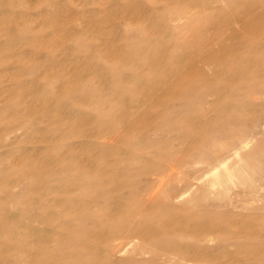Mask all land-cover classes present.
I'll return each instance as SVG.
<instances>
[{
  "label": "rangeland",
  "instance_id": "1",
  "mask_svg": "<svg viewBox=\"0 0 264 264\" xmlns=\"http://www.w3.org/2000/svg\"><path fill=\"white\" fill-rule=\"evenodd\" d=\"M189 1L0 0V264H23L65 200L99 193L102 212L71 221L91 229L85 254L152 264L140 247L157 235V249L199 248L177 264H264V24L236 25L260 32L210 61L194 34L210 0ZM211 2L216 25L242 14ZM81 176L93 183L69 194Z\"/></svg>",
  "mask_w": 264,
  "mask_h": 264
},
{
  "label": "bare ground",
  "instance_id": "2",
  "mask_svg": "<svg viewBox=\"0 0 264 264\" xmlns=\"http://www.w3.org/2000/svg\"><path fill=\"white\" fill-rule=\"evenodd\" d=\"M190 1H192V0H190ZM197 1L198 0H196V2ZM211 1L212 0H210L209 3H207V4H203L204 8L199 12L200 13L199 16L202 14V17L204 20L202 22H203V25H205V27H204L205 31L204 32L202 31L204 28L202 30L196 29V33H194L196 35H201L202 33L207 34L205 43L203 45L204 49H202V54H203V56H208L210 61L219 60V59H221V54H226V53L221 51V48L223 46H225L226 43H230V38H229L230 36L231 37L237 36L239 38L241 36H243V37H245V40H248L251 37L259 34L260 31L256 30L257 28L254 29L255 27H253V29H251V30L246 29L247 27H249L248 24H250L253 20H255V22L259 21V22H262L261 24H264V0H226V2L228 1L230 3V5L232 4L231 9L234 7H237L238 10L240 8H243V10H242V14H240L239 13L240 11H239L233 15H230L228 18L226 15V19L225 20L223 19L224 23L222 25H216V19L219 17V15L225 14V12L223 9H221V7H212ZM193 2L194 1H192V3ZM215 3H216V1L214 2L213 5H215ZM220 3H222V2H220ZM167 4H169V3H167ZM173 4H176V3H173ZM178 4H180V3H178ZM180 5H182V4H180ZM190 5H192V4H190ZM222 5H220V6H222ZM225 5H227V4H225ZM184 7H186V6H184ZM237 8H236V11H237ZM186 9H187V7H186ZM174 10H176L175 15H178V17L175 16V17H177V20L181 21L183 19L182 21L185 20V22L190 20V18H191V17H189V14L191 12L190 10H189L190 12L186 13V14H183L184 8L182 9L181 7H177ZM191 10L193 12V9H191ZM197 15L196 14L191 15L192 16L191 20L193 18H196ZM172 18H173V16H172ZM145 22H146V20H145ZM167 22H168V20H167ZM197 22H199V21H197ZM197 22H194V23H196V25H197ZM236 25L237 26L243 25L246 28H244V27H242V29L236 28ZM194 27H196V26H194ZM177 28H179V27L177 26ZM211 28H213L212 32H210ZM243 28L246 30H244ZM260 30H262V29H260ZM192 31H193V29L190 32H192ZM237 37H236V39H237ZM187 38H189V37H187ZM187 38H185V39H187ZM240 40L242 41V39H240ZM263 40H264V37H263ZM180 42H181V40H180ZM234 42H235V40H234ZM184 43H186V41ZM236 43H239V41ZM236 43H235V45H236ZM241 45H243V44L241 43ZM182 46H183V44H182ZM238 46H239V44H238ZM226 47H225V49H222V50L225 51V50L229 49V48L226 49ZM234 47H236V46H234ZM261 48H262V45L258 44V45H256L255 50L261 49ZM193 49L194 48H192V50ZM232 50L233 49L231 46V51L227 52V53L235 54L234 52H232ZM198 52L199 51H195L191 55L196 54ZM177 54L178 53L176 52V56H178ZM179 55H180V53H179ZM119 57H120V55H119ZM231 57H232V55H231ZM113 58L118 59L117 56H114ZM177 60H179V59H177ZM113 61H115V60H113ZM182 61H181V63H183ZM118 62L125 63L126 61H120V59H119ZM127 62H129V61H127ZM131 64H133V63H131ZM157 64H154V63L149 64L151 66L150 68H152V71H156L155 69H157L159 66L161 67V65H159L158 67L156 66L157 68H155V65H157ZM123 66H125V65H123ZM191 66H193V65H191ZM191 66L187 65L185 68H187V67L191 68ZM178 68H180V67H178ZM166 69H168V67ZM171 69H169V71ZM178 70L173 71V69H172V71H170V73H173V74L177 73ZM185 70H188V69H185ZM238 71H239L238 73H242V71H243V73H245L244 69H241V68H239ZM173 74H171V75H173ZM236 74H237V72H236ZM55 75L57 76L59 74H55ZM55 75H54V77H55ZM120 118H121V120H124L126 118L125 114L123 113L122 115H120ZM2 150H5V148ZM86 173H89V172H86ZM64 181H68V180L66 179ZM52 183L54 185H56L57 183L63 184V180L61 178L54 176L52 179ZM91 183H93V180L89 179L86 176H81L76 181V185L72 189L69 188V190H70L69 194H73L75 192V196H76V195H78V193H77L78 191H76V190H79L80 188L83 189ZM70 184H71V182L69 183V185ZM77 188H79V189H77ZM102 198H104V195L102 193H99L98 194V200L93 202L92 203L93 206H91L90 208L82 206L81 201H79V199H77L76 197H74L73 199H67L60 206V208L62 210L60 212L55 213L53 218L48 216L44 220L40 219L39 221H36L35 222L36 226L34 229H35V233L37 232L38 247H37V249L35 247L34 249H23L22 251L20 250L21 254L19 255L18 259L23 264H118V263H121L119 261H114L112 263L108 261L109 257H110V255H109V249L110 248L109 247H107L108 249H104L103 251H101L100 253H97V254H85L83 251H79V249H85V243L82 240V237H83L82 235L84 233L90 234L91 229L83 230L80 224L72 223L71 221L75 217L79 220L82 219V217L86 213L91 214V215H95L94 213H97L98 211L102 212V207L99 206L100 200ZM93 207H96V208L93 209ZM114 213H116V211H111L107 214H104V217H105L104 224L105 225L110 223L111 219L115 215ZM126 225L129 229L130 228L129 222L126 223ZM29 226L30 227H28V228L30 230L32 226L31 225H29ZM172 228H174V227H172ZM155 231L159 234V233H162L164 231V228L163 227H156ZM168 231H171L170 228H168ZM92 232H95V231L93 230ZM31 233H32V231H31ZM94 235H95V233H94ZM93 240L96 243L98 239L95 236L93 238ZM149 240H150L151 246L147 247L146 245L142 244L140 249H145L147 252L152 253V255H153L152 259H151L152 264H177L178 261L188 262L189 259L195 257L198 254L199 248L197 246H193L192 247L193 250H191V251H185V250H178V249H184V248L169 247V246L162 244L163 247H166L168 249H157L159 244H160L159 237L157 235H153ZM54 242H56V244H59L60 246L64 247L65 249H52ZM119 244H121V242ZM116 254H118V253L113 254V256L117 257Z\"/></svg>",
  "mask_w": 264,
  "mask_h": 264
}]
</instances>
